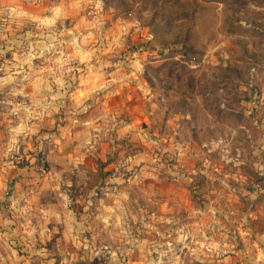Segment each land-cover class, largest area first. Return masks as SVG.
<instances>
[{
    "label": "crops",
    "instance_id": "obj_1",
    "mask_svg": "<svg viewBox=\"0 0 264 264\" xmlns=\"http://www.w3.org/2000/svg\"><path fill=\"white\" fill-rule=\"evenodd\" d=\"M85 1L0 0V44L3 47L0 48V56L4 62H7L3 63V60L1 62L0 93L7 95L9 92L5 90H14L17 93L13 94H20L16 98L15 96L14 98L2 96L3 99L0 102V104L14 106L13 108L7 107L11 110L1 115L3 118L0 120V138H8V144H10L11 138H18V145L10 144L8 146L7 144L4 146L3 144L1 149L0 264H73L72 253L69 251H61L59 258H48L43 254L45 248H42L41 244H37L35 239H32L33 241L21 240L20 223L17 221L21 220L20 218H23L24 229H28L24 232L33 236V233L38 234L35 226L39 227L40 241L48 244L49 247L59 249L64 242H70L71 244L76 243L78 247L102 250L96 252L95 256L85 261L84 264L263 263L264 258L260 260L261 263L259 262L260 254L256 256L252 254L254 248L258 251L261 250V253L264 252L262 244L259 243V241L264 242V238L256 239L251 236L249 238L247 235H256L252 227L240 229L236 226L237 234L241 233L239 240L241 239L242 242H238V245L241 246L239 248L226 240L212 239L210 241V238L206 237L204 233V241L194 240L191 233L200 230L202 220L198 223L194 221L192 225H179L178 218L186 217V215L219 218L225 212L222 213L212 207L200 209L201 207H193L189 204L184 207L181 204L183 199L180 197H186V186L189 184H186V180H180L176 172H173V177L170 178L174 183L167 181L164 177L155 178L148 174L149 180L146 189L142 190L137 186L136 189L142 191V194L141 196L136 195L134 201L139 200L140 197L141 200L146 199V213L150 215L152 223L148 226L149 228L145 227L146 225H141V222L130 227L131 233L138 234L131 235L129 243L122 237V233L127 230L122 222L125 221L124 216L128 211L124 210V202L128 199L127 194H133V185L137 181L131 178L125 185L126 187H120L118 195L113 198L111 204L107 203L106 198L100 200L97 215V218L103 222L100 231H94L93 234L88 231L87 234L90 238L80 235L76 239L77 229L74 223L77 221L78 209L74 207L77 200L80 201L82 198L80 196L68 198L64 185L75 186L77 181H82L84 185H87V180L93 172H97L99 175L101 173L105 179L107 178L106 171L111 169L128 172L133 170L137 164L138 155H130L128 162H121L120 159H123V153L128 150L133 151L136 147L133 144H126L125 148H122L118 143L122 139H125L124 141L127 143L133 141L138 135L136 124L140 120L137 116L131 117L128 121L125 120L121 116L122 110L113 107V104L116 103L115 98L118 97L119 90L123 89V86L124 89H128L137 97L140 94L143 95V99L146 98L150 102L153 95L149 87L145 89L144 84L140 81L135 83V81L129 80L122 84L120 80L116 79L120 73L119 68H108L107 61L103 57V55H106L107 58L110 57L106 54L109 50L98 52L99 55L96 58L101 59V64L98 66L90 62L83 68L77 67L75 80L67 86L66 90L68 91L65 94V89L60 90L59 87L52 86L51 81L43 80L42 76L47 70L40 58L48 57L46 53L48 47L55 40L64 39L72 45L74 44V37L77 38L75 27L81 24L79 15L75 16V8L83 7ZM91 35L92 33L86 36L87 39H81V42L86 44ZM252 35L251 40L264 43V34ZM83 50H87L86 47L83 46ZM88 51L90 52V50ZM254 53V50H248L240 55L241 61L249 65V76L245 79V75L240 77L242 80L237 78L240 74V67L236 66L240 61L236 62V59H233V63L232 60L230 63L235 69L232 73L235 74L234 85L240 92L237 94L238 96L241 94L239 99L236 98L240 102V107L232 109L230 115L234 127L232 129L228 127V132L226 130L224 134L219 135L217 132L211 131L210 136L208 135L206 138V143L192 145L190 139L182 144L179 143L178 146L180 157L190 151L194 152L195 156L203 155L197 168L187 166L185 170L193 173L200 172L201 179L204 175V181H200V186L225 185L229 192L227 199L230 196H242L243 200L252 199L248 190L250 189L249 185L253 183L247 180L248 168L255 171V182L264 188V150L260 149L261 140L264 138V125L254 126L255 118L250 113L253 110H246V107L250 105H255L256 109L260 111L264 108V101H262L264 99V83L259 75L253 76L251 72L254 63L258 64L253 59ZM126 56L125 58H128V54ZM131 59L134 62L138 60L136 56ZM258 66L263 71L264 59ZM27 73L36 74L34 81L24 79ZM14 74L17 76L14 77ZM45 76L49 79L50 74L47 73ZM133 79L135 80V78ZM29 89L36 90L35 94L38 96L35 97L34 92L27 91ZM22 90L26 91L22 92ZM145 92L147 95H144ZM149 92L150 94H148ZM128 95L130 94L126 93L125 98H128ZM232 95L235 94L232 93ZM260 95L263 96L262 100ZM132 97L134 96L130 95L129 100H132ZM200 99V104L205 106L206 95H200ZM33 105L35 107H32ZM230 107L228 109H231ZM27 108H32V115L31 119L25 123L27 119L23 114L27 112ZM262 115L261 112L258 119L261 120ZM208 117L215 121V117L211 114ZM258 119L257 121H260ZM11 122L17 124L16 126L20 123L23 124V129L17 127L12 131ZM235 137L238 145H235ZM259 137L260 141H258ZM171 139L169 137V140ZM220 143L222 144L220 145ZM114 148L118 149L117 159L104 165L102 162H105L107 154ZM168 150L171 151L169 145ZM228 150L232 154L231 157L226 154ZM215 151L222 154L221 165H216V163L208 162L205 159V156H210L208 153L212 154ZM15 155L19 158L16 162L14 160L17 158H13ZM236 157L239 158V161L235 159ZM95 159H101V165L98 166L96 161L92 162ZM102 165L103 167H101ZM173 168H177V166H173ZM142 169L143 166L139 170ZM210 169L211 172L208 171ZM225 169L224 179L215 174ZM140 176L141 174L136 175L135 178L138 179ZM181 177L183 176L181 175ZM119 178L114 176L112 181L117 183ZM37 181L40 182L39 189L37 188L32 196L27 197L36 210L35 218L32 220L34 223L30 225L28 224L30 219L25 216V211L21 210L20 204L25 198L24 193L36 186ZM7 185L9 186L5 189ZM31 185L33 186L30 187ZM212 193H216L215 196H211L213 200L223 198L220 187H217L214 192L206 188V194L204 193L203 197L208 198ZM103 200L106 203H103ZM68 205L72 212L68 209ZM133 213L138 215L139 212L135 209L128 211L127 215L134 217ZM236 213L235 209L226 212L229 216ZM244 215L260 216L258 211L254 210H249ZM31 216L33 215L31 214ZM158 222L164 224H156ZM59 223H65L66 227L57 226ZM209 226L211 230L217 231V227L213 224H209ZM143 230L147 235L141 237L139 233ZM183 230L189 232L191 237L188 238L189 234H182ZM172 234L177 238L170 239ZM243 234L246 236L244 237ZM226 236L228 235L226 234ZM37 239L39 240V238ZM191 243L195 246H192Z\"/></svg>",
    "mask_w": 264,
    "mask_h": 264
},
{
    "label": "rangeland",
    "instance_id": "obj_2",
    "mask_svg": "<svg viewBox=\"0 0 264 264\" xmlns=\"http://www.w3.org/2000/svg\"><path fill=\"white\" fill-rule=\"evenodd\" d=\"M78 11L80 13H77ZM77 15L81 18V24L75 27L77 38L74 37V44L72 45L64 39L55 40L48 47L46 52L48 57L46 59L40 58L47 70L42 76L43 80L51 81L52 86L59 87L60 90L65 89V94L68 91L66 90L67 86L75 80L76 68H83L90 62L98 66V64H101V59H97V55L102 50H109L106 54L110 57L107 58L106 55H103V57L107 61L108 68H119L120 73H118L116 79L120 80L122 84L129 80L135 81V83L140 81L144 84L145 89L149 87L153 95L150 102L146 98L143 99L141 94L139 97L132 94L128 89H124L122 85L123 89L119 90L118 97L115 98L116 103L113 104V107L122 110L121 116L125 120L128 121L133 116H137L140 120L136 124L138 135L133 141L127 143L124 141L125 139H122L118 143L122 148H125L126 144H133L136 147L133 151L128 150L123 153V159H120L121 162H128L130 155H138L137 164L133 167V170L128 172L126 170L116 171L111 169L106 171L107 178L105 179L101 173L99 175L97 172H93L87 180V185L77 180L75 186L64 185L68 198L76 196L82 198L80 201L77 200L78 202L74 207L78 209L77 221L74 223L77 229L75 232L76 239L80 235L90 238L87 234L88 231L90 234H93L94 231H100V226L103 224L100 218H97L100 200L106 198L107 203L111 204L113 198L118 195L120 187H126L125 185L131 178L137 180L133 185L134 195L127 194L128 199L124 202V210L134 211L136 209L139 213L136 215L134 212V217H130L127 215V211L124 216L125 221L122 223L127 227V230L122 233V237L129 243L131 235L138 234L131 233L130 227L136 226L138 222H141L143 226L146 225L145 227L150 226L152 223L150 215L146 213V199L141 200L140 197L139 200L134 201L136 195L141 196L142 194V191L136 189L137 186L142 190L143 188L146 189L149 180L148 174L155 176V178L164 177L167 181L173 182L170 180L173 177V172L178 173L180 180H186V184H189L186 186V197H180V199H183L181 204L184 207L189 205L201 207L200 209L212 207L222 213L225 212L219 218L198 215H195V217L186 215V217L178 218L180 226L192 225L194 221L198 223L202 220L200 230L191 233L194 240L204 241V233L206 237L210 238V241L212 239L216 241L226 240L240 248L238 242H242L241 239L239 240L241 233L237 234L236 226L240 229L248 226L254 228L255 231L253 232L256 235H247L249 238L250 236L256 239L264 238V195H262L264 188L255 182V171L250 168L247 169V180L253 183L249 185L250 189L248 190L252 199L243 200L242 196H230L227 199L229 192H227L228 188L225 185L214 186L208 184V187L207 185L200 186V181H204V175L201 179L202 174L200 172L195 171L193 173L185 170L187 166L197 168L203 155L197 154L195 156L194 152L190 151L180 157L178 151V146L182 142L191 139L190 144L196 145L198 143L200 145L203 142L206 143V138L208 135L210 136L211 131H215L219 135L224 134L226 130L228 132V127L231 129L234 127L230 115L232 109L240 107V102L236 98L239 99L241 94L238 96L239 89L233 82L235 74L232 72L235 69L230 64L231 60L232 63L233 59H236V62L240 61L236 66L237 68L240 67V74L237 78L241 79L240 77L245 75V79L249 76V65L241 61L240 55L248 50H254L253 59L258 64L254 63L251 72L253 76L255 74L259 75L264 83V69L262 71V68L258 66L264 59V43L251 40L252 34H264V0H86L83 7L75 8V16ZM91 33L92 35L90 39L88 38L86 44L81 42V39H87L86 36ZM83 46L87 50H83ZM0 48H3L1 44ZM59 51L72 54L75 67L73 66V71L62 76L60 82H57L52 67L58 62ZM77 51L87 53L88 56L83 61L84 63L79 62ZM124 53L126 54L124 55ZM127 54L128 58H125ZM133 56H136L138 60L134 62L131 59ZM2 60L3 58L0 56V68ZM3 63L7 62L3 60ZM46 72L50 74L49 79L45 76ZM1 75L2 70H0ZM15 76L17 75L14 74ZM35 77L36 74L27 73L24 79L34 81ZM5 91L9 93L7 95L0 93V102L3 99L2 96L7 98H9L8 96L10 98L20 96V94H13L14 92L17 93L14 90ZM27 91L34 92L35 97L38 96L35 94L36 90L29 89ZM126 93L134 96L132 100H129L130 95L125 98ZM232 93L235 95H232ZM144 95H147V93L145 92ZM200 95H206V99H204L205 106L200 104ZM262 97L260 95L261 100ZM7 107L13 108L14 106L0 104V120L3 118L1 116L3 113L11 110ZM229 107L231 109H228ZM31 109L29 108L23 114L24 118L27 119L25 123L31 119ZM246 110L254 111L250 112L252 117L255 118L253 121L254 126L264 125V108L260 111L250 105L246 107ZM261 112L263 115L260 120L258 116H261ZM210 114L215 117V121L208 117ZM257 119L260 121H257ZM11 124L12 131L17 127L23 129L21 123L18 126L13 122ZM238 134L240 135V133ZM169 137L172 139L169 140ZM236 137L239 136L236 135ZM236 137L235 145H238ZM260 140L259 137L258 141ZM261 141L260 149L264 150V138ZM9 143L13 146L18 145V138H11ZM3 144L4 146L8 144V138H0V157ZM168 145L171 151L168 150ZM226 154L232 156L229 150ZM208 155L210 156L204 155L208 162L212 161L216 165L222 164L220 159L222 154H219V152L215 151L212 154L208 153ZM117 157L118 149L114 148L112 152L107 154L105 162L102 163L106 165L116 160ZM247 157L249 160L248 153ZM13 158H17L14 162L19 160L17 155ZM235 159L239 161L238 157ZM95 161L98 166L101 165V159H95L92 162ZM141 166H143V169L139 170ZM173 166H177V168H173ZM208 171L211 172V169ZM225 171L226 169L215 174L224 179L223 174L226 173ZM139 174L141 176L136 179L135 176H139ZM114 176L120 177L117 183L112 181ZM35 185H31L30 187H33L24 193L25 198L20 204L21 210H25V216L30 219V222H28L30 225L34 223L32 220L35 218L36 210H34L31 202L27 200V197L32 196L37 188L39 189L40 182L37 181ZM217 187H220L223 198L213 200L211 196L216 193L209 194L210 198L203 197L204 193L206 194V188L214 192ZM109 192L111 194H108ZM11 200L14 201V199ZM104 202L105 200H103ZM9 203L11 204L10 201ZM68 209L72 212L69 205ZM230 209H235L237 213L229 216L226 212ZM249 210L258 211L260 216H245L244 213ZM21 212L23 213V211ZM20 219L17 220L20 223V239L23 241L35 239L37 244H41L42 248H45L43 254L48 258L56 259L61 256V251H69L72 253L73 264H84L85 261L93 258L96 252L102 251L88 247H78L76 243L71 244L70 242H64L59 249L49 247L48 244L40 241L39 227L35 226L36 229H34L38 231V234L33 233L32 236V234L24 232L28 229H24L23 218ZM109 221L111 220L109 219ZM156 224L164 223L158 222ZM209 224L216 226L217 231L211 230ZM57 226L66 227V224L59 223ZM144 232L143 230L139 235L144 237L147 235ZM181 233L184 235L189 234L188 238L191 237L189 232L183 230ZM25 234L28 235L24 236ZM244 237L242 236V239ZM173 238H177V236L172 234L170 239ZM259 243L262 244L261 247L264 251V242L259 241ZM191 245L195 246L192 243ZM260 251L254 248L252 254L254 256L260 254L259 262L264 258V252L261 253Z\"/></svg>",
    "mask_w": 264,
    "mask_h": 264
},
{
    "label": "built area",
    "instance_id": "obj_3",
    "mask_svg": "<svg viewBox=\"0 0 264 264\" xmlns=\"http://www.w3.org/2000/svg\"><path fill=\"white\" fill-rule=\"evenodd\" d=\"M58 53H60V55L57 56L58 62L52 67V70H53V74L55 78H57L56 81L60 82V78L62 76H64L65 74L68 75L71 71H73L75 67V63H74V58L72 54L67 53V52H61V51H59ZM77 53L79 57L78 58L79 62L81 61L82 63H84L83 61H85V59L88 56L87 53L85 51L84 52L77 51ZM254 108H256L255 105H254Z\"/></svg>",
    "mask_w": 264,
    "mask_h": 264
}]
</instances>
